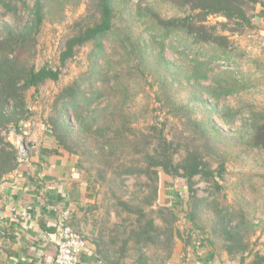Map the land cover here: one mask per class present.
Wrapping results in <instances>:
<instances>
[{"label":"rangeland","instance_id":"374dc122","mask_svg":"<svg viewBox=\"0 0 264 264\" xmlns=\"http://www.w3.org/2000/svg\"><path fill=\"white\" fill-rule=\"evenodd\" d=\"M34 2L26 0L28 8L18 3L23 21L29 18ZM114 2V29L117 34L126 36L128 33L140 44L153 47L150 51L158 55L149 57L147 67L142 65L139 68L135 60L137 55L129 58L123 41L114 35L104 41L110 65L126 74L124 81L130 88L126 108L130 111V125L136 135L119 141L117 154L111 157L115 166H111L108 164L109 156H106L109 149L105 147L107 138L83 129L73 117L75 129L69 138L75 152L73 156L83 161L82 170L91 178L97 193L96 201L89 207L90 224L87 226L93 232H88V235L86 231H78L85 239L100 236L107 243L114 241L111 249L117 250L123 264H189L210 257L213 247L218 258L211 260L216 264L249 263L257 253L264 254V148L249 145L247 138L248 121L257 112L264 114V31L245 26L239 32H231L218 25L216 31L230 37L241 58L233 61L221 57L202 65V68L197 61L207 63L215 53L213 47L207 44L201 48L200 44H192L187 35L178 32L163 36L165 30L145 14L143 7L151 6L166 18L182 16L185 11L165 0ZM87 4L88 0H71L61 14L49 15L45 19L32 59L37 68L49 66L56 69L61 66V50L74 32V22L86 14ZM253 5H249V14L255 15V21L263 22L257 16L260 4L256 10L251 9ZM225 20L223 16L210 15L207 23L214 25ZM14 21L13 11L0 4V34L4 24L11 25ZM156 42H164L162 53H159L160 47ZM92 48V44L79 48L76 55L61 67L58 80L48 79L40 85L37 94L29 100L31 115L27 120L30 122L28 129L22 128L29 130L30 135L26 138L10 128L4 131L8 142L20 149L36 133H40L35 136L38 142L50 136L46 121L52 114L54 99L62 88L89 69ZM159 55L172 65L162 64L166 60H156ZM154 64L158 67L152 71ZM194 66H200L209 77L201 78L199 83L194 79L187 80L185 76L193 73ZM114 76L111 71L108 82L101 80L96 83V87L107 93L97 102L104 105L108 97H121L114 85ZM164 76L168 77V85L164 84ZM228 90L233 91L226 94ZM171 101L190 109V117L185 115V110L173 107ZM228 109L237 112L233 120L229 119ZM196 122L200 126L195 125ZM161 131L177 149L176 159L188 149L199 148L216 171L222 189L197 176L193 184L194 193H191L183 185L184 179L178 177L172 186L168 183L163 191L160 190L164 199L161 197L162 200L158 201L153 178L144 173L119 175L124 163L135 167L144 165L143 155L153 151L156 147L154 141H158ZM50 138L54 144L57 143L52 136ZM221 164L225 167L223 178L218 176ZM192 195L206 197L209 203L201 217H196V222L189 212L191 201L193 204ZM178 203L183 204L180 211L176 207ZM139 210L144 211L147 217H140ZM217 210L230 212L231 232L241 231L233 242L225 240ZM185 217H188L186 221ZM138 219L147 232H143ZM151 219L154 227L147 224ZM181 229L183 237L178 234ZM229 246H232L233 253ZM243 255L245 262L241 261Z\"/></svg>","mask_w":264,"mask_h":264},{"label":"trees","instance_id":"16d2710c","mask_svg":"<svg viewBox=\"0 0 264 264\" xmlns=\"http://www.w3.org/2000/svg\"><path fill=\"white\" fill-rule=\"evenodd\" d=\"M70 1L35 0L34 6L30 9L29 18L23 21L18 3H22L24 7L28 8L26 0H0V4L6 7L7 10L13 11L15 19L11 25L4 24L3 33L0 34V183L19 166L20 161V150L5 139L4 131L7 132L10 128H14L17 133L21 132L23 124L31 115L30 98L37 94L40 85L46 80H58L62 72L61 67L76 55L79 48L87 44L93 45L89 55L90 67L71 84L62 88L56 95L52 114L46 121V125L48 126V134L56 139L57 143L56 147H44L42 149L43 153L58 154L60 152L59 149L63 148L64 152L69 153V155L75 154L69 140L72 131L75 129L72 121L74 116L83 129L91 131L96 136L101 134L102 137L107 138V146L105 147H109V149L107 148L106 156H109L107 159L108 164L111 166H115L112 164L113 160L111 157L117 154L119 141L124 138L129 139L132 134L136 135L135 129L130 125V111L126 108L130 89L129 83L124 81L126 74L110 65V58L106 52L104 41L111 35L123 41L127 56L131 58L137 55L138 59L135 60H137L136 66L139 68H142V65L147 67L146 64L149 62V57L158 54L150 51L153 47L140 44L138 39L137 41L132 39L128 33H126V36L117 34L114 29L116 17L114 0H88L86 14L74 22V32L66 40L61 50L60 67L56 69L49 66L37 68L32 63L43 22L49 15L61 14ZM165 1L186 13L182 16L166 18L151 6H146L143 7L145 14L150 16L157 26L165 30L163 36H167L171 32H178L187 35L191 39L192 44H200L201 48L207 44L212 46L215 53L209 57L207 63L204 60L197 61L201 67L221 57L233 61L241 58L238 55L236 44L230 37L216 31L218 25H222L223 29L231 32H239L245 26L248 29H259L258 21L254 20L255 15H250L248 12L251 4H254L251 8L252 10H256L257 4H260L262 8L257 11V16L264 17V0ZM210 15L223 16L226 20L211 25L207 23ZM157 44L160 47L159 53H162L165 46L164 42L162 44L158 42ZM241 55L244 56L245 54ZM157 58L156 60L158 61L166 60L161 55ZM164 63H168L169 66L172 65L167 60L162 64ZM151 67L152 71H155L158 65L154 64ZM201 67L194 66L193 73L191 75L186 74V79L189 81L194 79L197 83H199L201 78L207 79L209 76L207 72L201 70L203 68ZM111 71L115 74L114 85L118 87V94L121 97L118 99H116L118 95L112 96V98L108 97L107 103L103 105L100 103L101 101L97 102V100L106 96L107 93L100 87H96V83L101 80H107L108 82ZM127 71L131 74L129 69ZM167 78L164 76L163 80L166 81L164 84L168 85ZM114 88L117 90L116 87ZM232 91L228 90L225 93L229 94ZM171 104L179 110H185V115L190 117V109H186L183 105L177 106L173 101H171ZM227 113L229 119L233 120L237 112L228 109ZM250 120L248 121V143L254 147L264 148V114L257 112L253 114ZM195 125L200 126V123L196 122ZM213 129H216L215 125ZM130 142L132 143V139H130ZM154 142L156 147L154 146L153 151H147L143 155V166L135 167L124 163L119 175L144 173L153 178L156 182L155 196L158 201L162 200V198L164 199V194L160 193V190L163 191V188L168 183L172 186L174 180L178 177L184 179L183 185L191 193H194L193 184L197 176L222 189L219 180L216 178V171L212 169L199 148L188 149L184 155L176 159L177 149L173 148V142L162 131L158 141ZM206 144H209V142ZM82 162L81 159L77 160L81 170L83 169ZM223 170H225V167L221 164L218 174L221 178L224 177ZM192 200L193 204L191 201L189 212L196 222V219L201 217L202 211L204 209L207 210L209 203L206 197H198L196 195H192ZM125 205L127 206V202H125ZM176 207L180 211L183 209V204L178 203ZM216 213L220 214L222 233L226 234L225 240L229 239L233 242L241 231L236 229L237 231L231 232L229 229L232 221V217L230 220L228 219L230 212L217 210ZM139 216L147 217L146 213L140 210ZM184 219L186 221L188 217ZM138 224H141L143 232H147L145 225L139 219ZM147 224L152 227L155 225L153 219L149 220ZM178 232L183 237L182 229ZM91 240L95 246V253L103 257L106 262L123 264L121 257L117 256V250L113 251L111 249V244H115L114 241L107 243L100 236L93 237ZM126 244L127 242L125 241L124 247ZM227 245L230 244L227 243ZM124 247L121 248L122 251ZM231 247L229 246V251L233 253ZM210 252V257L199 260L202 264H216L211 260L218 258L214 252V247ZM120 255L122 256V254ZM241 261L245 262L244 255ZM247 264H264V254L257 253L254 259Z\"/></svg>","mask_w":264,"mask_h":264},{"label":"crops","instance_id":"0c3cea01","mask_svg":"<svg viewBox=\"0 0 264 264\" xmlns=\"http://www.w3.org/2000/svg\"><path fill=\"white\" fill-rule=\"evenodd\" d=\"M262 8V6H261ZM264 31V17H258ZM30 122L22 128L28 129ZM24 137L29 130L22 129ZM20 152L19 166L0 183V264H57L55 238L61 215L69 212V223L89 235V207L96 201V186L81 170L73 155L59 149L44 154V147H56L51 136ZM15 209V217L12 213ZM89 232V233H88ZM82 264H93L95 246L87 237ZM198 260L189 264H202Z\"/></svg>","mask_w":264,"mask_h":264},{"label":"built area","instance_id":"2783aa9c","mask_svg":"<svg viewBox=\"0 0 264 264\" xmlns=\"http://www.w3.org/2000/svg\"><path fill=\"white\" fill-rule=\"evenodd\" d=\"M20 152L23 149H19ZM15 217V209L12 213ZM57 264H82V254L87 248L88 242L85 237L69 223V212L66 211L58 221V232L55 238ZM93 264H110L99 254H95Z\"/></svg>","mask_w":264,"mask_h":264},{"label":"water","instance_id":"95a60500","mask_svg":"<svg viewBox=\"0 0 264 264\" xmlns=\"http://www.w3.org/2000/svg\"><path fill=\"white\" fill-rule=\"evenodd\" d=\"M32 145H34L33 142H27L26 144H22L21 149H26L28 147H31Z\"/></svg>","mask_w":264,"mask_h":264}]
</instances>
